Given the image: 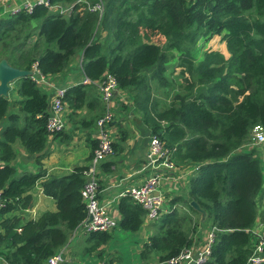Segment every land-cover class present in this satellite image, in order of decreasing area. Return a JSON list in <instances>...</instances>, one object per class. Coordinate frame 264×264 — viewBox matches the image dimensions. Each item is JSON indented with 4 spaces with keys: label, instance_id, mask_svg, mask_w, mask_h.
<instances>
[{
    "label": "trees",
    "instance_id": "trees-1",
    "mask_svg": "<svg viewBox=\"0 0 264 264\" xmlns=\"http://www.w3.org/2000/svg\"><path fill=\"white\" fill-rule=\"evenodd\" d=\"M49 1L72 5V10L64 16L36 3L31 12L22 9L0 18V61L25 70L38 61L43 74L58 75L72 72L82 54L84 78L114 75L152 134L174 149L175 162L197 165L188 197H175L170 210L152 222L156 232L142 256L156 255L158 264H171L193 244L200 225L216 229L204 264H248L256 243L252 229L264 216L262 146L247 147L253 126L264 124V0H104L100 22L77 0ZM215 35L226 42L229 56L208 49L197 59L196 45ZM176 57L188 92L162 109L151 81L171 83L167 63ZM96 88L81 81L67 87L71 116ZM49 100L32 76L18 79L8 97L0 96V189L6 200L0 211V255L9 264H47L88 215L82 196L88 165L62 176L48 175L43 166ZM18 141L36 155V172L17 173L11 164ZM39 182L58 209L25 219L21 213L32 207L31 190ZM193 200L206 211L204 220L174 208L185 203L199 216ZM118 209L122 230L142 228L146 209L130 195L122 196ZM110 239L108 231L89 233L92 243L86 250L95 251Z\"/></svg>",
    "mask_w": 264,
    "mask_h": 264
},
{
    "label": "crops",
    "instance_id": "crops-1",
    "mask_svg": "<svg viewBox=\"0 0 264 264\" xmlns=\"http://www.w3.org/2000/svg\"><path fill=\"white\" fill-rule=\"evenodd\" d=\"M38 1L0 0V18L11 17L13 9L24 8L27 2L36 3ZM81 63L82 54H79L73 61L75 68L72 72L48 75L46 82L38 83V85L47 92L51 99L56 87L67 88L72 84L83 82ZM112 109L115 121L111 124L109 133L115 145L114 153L99 162L97 178L99 199L109 207L117 219L118 225L108 231L111 234V239L92 252L86 250V247L92 243L88 240L89 233L85 231L83 225H80L72 233L68 243L60 248L66 251L63 264H98L100 260H106L107 264H141L145 260L142 256L145 245L149 243L150 236L156 232V229L151 226L153 221H149L146 216L142 228L136 232L122 230L119 226L122 217L118 209L120 199L126 195L130 188L142 184L149 174L144 169V163L152 132L144 122L142 114L134 110L133 101L128 92L118 89L112 102ZM105 111L106 105L97 88L91 92L84 106L74 116H71L72 109L66 102L64 110L66 127L60 137L49 135L46 149L48 153L43 159V166L48 175H67L72 173L77 166L90 164L91 156L94 155L99 143L98 121L96 122V120ZM14 147L16 158L11 164L15 167L16 172H36L39 169L36 155L27 152L20 141L16 142ZM261 150H264V146L261 147ZM0 163L2 162L0 161ZM196 170V164H180L178 161L176 168L162 179L157 193L161 194L166 202L163 214L170 210L171 202L175 197H188L189 182ZM31 193L34 203L32 207L21 213L25 219H37L46 211L58 209L56 200L45 194L41 182L36 184ZM174 208H177L181 214L191 215L193 219L198 217L201 220L205 219L201 211L199 212L202 215L199 216L191 214L185 203H176ZM261 210L263 209L261 208ZM260 220H262V215L258 218L255 228L262 226L259 224ZM209 230L199 225V230L194 235V242L188 249L198 250L205 242ZM0 264L9 263L0 255Z\"/></svg>",
    "mask_w": 264,
    "mask_h": 264
},
{
    "label": "built area",
    "instance_id": "built-area-1",
    "mask_svg": "<svg viewBox=\"0 0 264 264\" xmlns=\"http://www.w3.org/2000/svg\"><path fill=\"white\" fill-rule=\"evenodd\" d=\"M8 1V0H3ZM78 3H83L88 11L95 12L99 15V22L105 13V1L97 0H77ZM36 3L46 5L51 10L62 15H69L72 10V5L63 6L60 4H52L49 0H39ZM36 3L27 2L24 8L12 10V14L25 9L31 12ZM32 69L38 73V77L34 76L37 83L46 82L48 75H45L39 69V62L36 61ZM83 83H94L97 86L99 95L106 105L105 113L98 119V147L95 149L94 155L91 158L90 164L84 174L86 182L82 188L83 201L86 204L88 215L83 220V228L86 232H105L110 231L118 225V221L111 213L109 207L99 199V183L97 178V166L99 162L114 153L113 141L109 130L111 124L115 121V115L112 109V102L116 92L119 89L117 78L106 72L102 79L92 81L89 78H84ZM66 87H56L54 95L49 100L47 129L49 135L54 136L56 133L64 131L66 127L65 110V95ZM250 139L251 145H264V124L258 123L251 130ZM174 149L166 146V142L156 134L150 137L149 146L146 152L144 169L149 172L144 182L139 186L132 187L126 193L130 195L137 203L141 204L146 209V217L149 221L158 220L163 214L166 202L161 194L157 193L162 184V179L167 174L176 168V162L173 157ZM3 190L0 189V211L4 208L6 200L3 198ZM90 216L92 220L89 221ZM264 228V226H260ZM255 234L256 243L254 251L248 260V264L264 263V229H252ZM216 237V229L211 228L205 242L198 250L185 249L177 256L169 260L171 264H204L211 256L212 246ZM64 249H59L52 255L47 264H63L65 262ZM98 264H107L106 260H100Z\"/></svg>",
    "mask_w": 264,
    "mask_h": 264
},
{
    "label": "rangeland",
    "instance_id": "rangeland-1",
    "mask_svg": "<svg viewBox=\"0 0 264 264\" xmlns=\"http://www.w3.org/2000/svg\"><path fill=\"white\" fill-rule=\"evenodd\" d=\"M208 49L220 50L224 52L227 56H229L226 43L222 41V38L218 35L213 36L209 40L202 39L196 45L195 54L197 55V59H200L203 56L204 52ZM177 62H178V59L176 57L167 63L166 77L171 83L165 86H160L159 82L151 81V84L153 86V97L159 101V106L162 109L172 105L175 99V96L177 94H186L188 92V90L185 87V83H182L179 79L180 69L175 68V65ZM150 73L151 71L148 72V74ZM201 89L202 91L206 90L205 87H202ZM251 143L252 141L250 139L249 143L247 144V147L251 148V147L256 146V145H251ZM261 146H264V145H261ZM259 150L264 154V150L262 151L260 148ZM197 219L199 220V217ZM259 224H262L264 226V216H262V220L259 221ZM257 228L261 230L264 229L260 227H257ZM208 229H211V228H208ZM141 241L143 242L144 240H141ZM255 241H256V238H255ZM144 259H145L144 262L141 264H158L156 255H150V256L145 257Z\"/></svg>",
    "mask_w": 264,
    "mask_h": 264
},
{
    "label": "water",
    "instance_id": "water-1",
    "mask_svg": "<svg viewBox=\"0 0 264 264\" xmlns=\"http://www.w3.org/2000/svg\"><path fill=\"white\" fill-rule=\"evenodd\" d=\"M25 76H36L38 77V73L31 70L20 69L18 67L13 66L9 63L7 59H2L0 61V96L8 97L13 84L20 79L21 77ZM191 205L198 211H201L203 217H206V211L201 207V205L193 200L191 201ZM92 220L90 216L89 221Z\"/></svg>",
    "mask_w": 264,
    "mask_h": 264
}]
</instances>
